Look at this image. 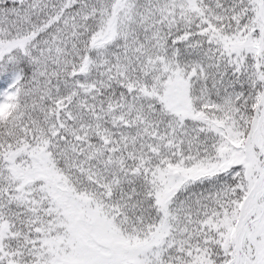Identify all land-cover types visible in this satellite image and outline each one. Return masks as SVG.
I'll return each mask as SVG.
<instances>
[{
  "label": "snow or ice",
  "instance_id": "obj_1",
  "mask_svg": "<svg viewBox=\"0 0 264 264\" xmlns=\"http://www.w3.org/2000/svg\"><path fill=\"white\" fill-rule=\"evenodd\" d=\"M0 264H264V0H0Z\"/></svg>",
  "mask_w": 264,
  "mask_h": 264
}]
</instances>
